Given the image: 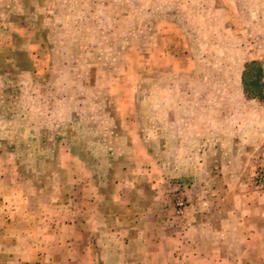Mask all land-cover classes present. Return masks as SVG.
Segmentation results:
<instances>
[{
    "label": "rangeland",
    "instance_id": "1",
    "mask_svg": "<svg viewBox=\"0 0 264 264\" xmlns=\"http://www.w3.org/2000/svg\"><path fill=\"white\" fill-rule=\"evenodd\" d=\"M252 60L262 67L258 95L242 83ZM0 105V147H10L0 149V193L9 183L16 194L4 203L41 206L27 221L54 218L63 239L24 247L0 229L4 261L199 264L179 244L187 218L195 233L197 193L210 206L223 186L264 192V0H0ZM57 146H70L79 167L53 159ZM73 181L93 193L94 209L75 200L80 221L88 211L97 229L79 224L68 241ZM52 185L65 203L58 218L41 194ZM100 234L120 258L100 260ZM206 241L216 240H203L208 256Z\"/></svg>",
    "mask_w": 264,
    "mask_h": 264
},
{
    "label": "crops",
    "instance_id": "2",
    "mask_svg": "<svg viewBox=\"0 0 264 264\" xmlns=\"http://www.w3.org/2000/svg\"><path fill=\"white\" fill-rule=\"evenodd\" d=\"M2 111L3 107L0 105V112ZM6 126L7 125H3V130H11L9 127L6 128ZM9 148L10 147L3 145L0 147L3 151L6 149L10 150ZM57 148V153L53 155V159L58 162L62 161L61 166H65L68 172L71 168L79 167L80 160H78L74 151L70 149V146H67L66 149L62 150V152L61 146H57ZM217 148L220 151H227L230 147L228 143H219ZM226 153L228 155V151L225 152V154ZM221 155L222 157L224 156L223 153ZM9 163V160L2 161L4 166H7L5 164ZM225 163L227 162H223L221 160L218 165H224ZM3 167L1 172H4L5 170ZM83 168L85 169L84 165ZM223 176L217 175L212 178L214 180ZM226 176L228 177V182L232 181L231 179L235 177L234 175ZM5 178L6 177L4 176L3 179ZM10 178L14 181L13 177ZM74 181L71 183L72 190L68 198V207H66L68 208L69 213L67 214V221L64 222L69 229V237L67 238L68 241L71 239V236L73 237V234L70 235V233H74L78 231L77 229H80L79 224H82L84 228L82 229V232L85 234H87L88 231H94L97 229L91 224L86 223L92 218L90 217L91 214L88 211L84 213L83 222L80 221V218L77 216L78 209H76V198H84L85 200L83 199L82 202L84 204L91 205L90 208L93 209L95 199L92 197L93 193L91 191H87L86 189L83 192L76 190L79 183ZM8 184L4 186L2 192L0 193V197L2 198V201H0V208H6V210L0 209V229L5 231V238H18L19 246H31L35 248L37 245H42L41 243L44 238H48L54 240L55 244L60 247V242L63 239L60 237V233L57 228L58 223L53 220L54 218L51 220L49 225H45L46 227L39 224L32 225L27 221L29 220L28 218L33 220L34 216H39L41 213L44 214L41 206H34V210L28 211L26 209H22V207H19L18 209L15 207L9 208V206L4 203L9 200L6 196L16 197L13 189H7L8 187L6 186H8ZM221 190V193L211 196L210 206L207 205L208 202L204 199V195H200V192L197 193V198L194 201L196 204L191 205L190 209L188 208L192 212L190 213L192 215L190 218L193 219L192 221L195 228L194 234L189 229V226H192V223L189 222L188 218L183 224L182 222L180 223L182 235L179 236V244L188 245L190 247L192 252L190 257H188L189 262H197L199 264H264V192L250 191L246 194V196L245 194L236 195L235 193H231V190L226 189L225 186H223ZM42 193L43 197L51 198V205H48V199L45 202V205H48L51 208V212H55L58 218L60 211L63 209L61 206L65 205L64 202L61 203L59 201L60 192L58 187L55 188V186L52 185V189L50 191H42L41 194ZM37 194H40V191L37 192ZM54 196L56 197L55 203H53ZM225 199L230 201L229 206L224 205ZM86 208L88 209L87 206ZM200 213H206V215L210 216H206L205 220H201L198 218V214ZM95 222L98 223V220H95ZM39 223L42 224L41 221ZM102 231L104 230L101 229L100 232L102 233ZM140 231L143 232V229ZM153 232L156 233V230H153ZM139 234L140 232L137 233L135 240H140L139 238L141 236ZM103 236L104 235L100 234L98 239L99 245L102 249L100 253V260L108 262L109 259L116 260V258H120L117 245H112L113 241L107 238L103 239ZM206 237L216 240L213 242L209 241V243L206 241V244H210L211 246L208 256L203 254L200 249V246L203 244L202 242L206 239ZM173 240H176V238H173ZM34 241H39L41 243L39 244L38 242L36 245ZM120 241L124 243L125 239L122 238L120 240V237L119 239L117 238V242L120 243ZM88 243L89 241L85 238V245H88ZM92 243L93 242L90 244ZM1 244L6 246L7 242L0 241V245ZM61 244H64V242ZM108 248H110L111 251H109ZM169 252L172 251H167V253ZM8 253L12 252L9 251ZM230 256H232V258H230ZM2 261H4V258L0 255V264L9 263L8 260L4 262ZM10 262L13 263L12 260Z\"/></svg>",
    "mask_w": 264,
    "mask_h": 264
},
{
    "label": "trees",
    "instance_id": "3",
    "mask_svg": "<svg viewBox=\"0 0 264 264\" xmlns=\"http://www.w3.org/2000/svg\"><path fill=\"white\" fill-rule=\"evenodd\" d=\"M262 67L258 61H250L245 64L242 75V83L244 91L250 95H258L261 86Z\"/></svg>",
    "mask_w": 264,
    "mask_h": 264
},
{
    "label": "built area",
    "instance_id": "4",
    "mask_svg": "<svg viewBox=\"0 0 264 264\" xmlns=\"http://www.w3.org/2000/svg\"><path fill=\"white\" fill-rule=\"evenodd\" d=\"M260 180H262V181L264 182V177H260ZM263 182H261V184H262Z\"/></svg>",
    "mask_w": 264,
    "mask_h": 264
}]
</instances>
